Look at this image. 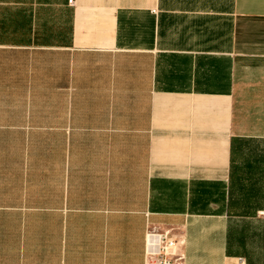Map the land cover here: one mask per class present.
<instances>
[{
	"label": "crops",
	"instance_id": "0c3cea01",
	"mask_svg": "<svg viewBox=\"0 0 264 264\" xmlns=\"http://www.w3.org/2000/svg\"><path fill=\"white\" fill-rule=\"evenodd\" d=\"M264 264V0H0V264Z\"/></svg>",
	"mask_w": 264,
	"mask_h": 264
},
{
	"label": "built area",
	"instance_id": "2783aa9c",
	"mask_svg": "<svg viewBox=\"0 0 264 264\" xmlns=\"http://www.w3.org/2000/svg\"><path fill=\"white\" fill-rule=\"evenodd\" d=\"M144 235V264L181 262L182 255L176 251L177 241L169 230L147 228Z\"/></svg>",
	"mask_w": 264,
	"mask_h": 264
}]
</instances>
